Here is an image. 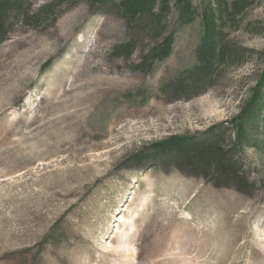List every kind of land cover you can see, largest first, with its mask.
I'll return each mask as SVG.
<instances>
[{
  "label": "rangeland",
  "instance_id": "374dc122",
  "mask_svg": "<svg viewBox=\"0 0 264 264\" xmlns=\"http://www.w3.org/2000/svg\"><path fill=\"white\" fill-rule=\"evenodd\" d=\"M29 2L35 11L46 0ZM191 4L195 18L183 25L171 5L160 37L86 2L7 33L0 264H264V113L232 151L246 182L188 164L176 149L222 128L233 136L230 120L264 61V0H251L224 28L252 56L187 95L171 86L192 81L186 71L201 38L202 0ZM170 33L168 56L136 68ZM128 42L130 52L117 50Z\"/></svg>",
  "mask_w": 264,
  "mask_h": 264
},
{
  "label": "trees",
  "instance_id": "16d2710c",
  "mask_svg": "<svg viewBox=\"0 0 264 264\" xmlns=\"http://www.w3.org/2000/svg\"><path fill=\"white\" fill-rule=\"evenodd\" d=\"M81 2H86L92 11L103 9L116 12L126 18L129 28L135 24L143 28L148 26L152 31V37L161 36L162 18L170 10L171 5L179 12L180 25L191 23L195 18L191 0H46L35 11L31 10L29 0H0V43L15 25L22 24L32 28L45 21L52 23L56 18L57 9L61 6H75ZM250 5L251 0H202L201 38L195 51V62L186 71L187 78L192 81L186 84L184 80L177 79L171 86L176 93L192 94L212 81L219 68L228 69L241 65L246 57L252 56L251 49L231 44L224 33V28L234 24L236 17L243 14ZM172 35L170 33L163 37L147 50L136 68H140L146 61L148 67L152 61L167 57L173 40ZM116 48L123 53L131 51L129 42ZM262 64L249 98L243 103L240 112L230 120L232 125L230 131L233 136L231 137L229 132L227 140L224 136L225 130L222 128L213 132L210 138L199 146L192 145V140L188 138L180 141L176 149L184 162L208 166L216 173L229 174L230 179L236 183L248 181L243 176L241 168L235 164L232 151L241 149L248 143L247 130L254 129L252 122L260 120L264 113V61ZM169 87L170 84H167L165 88ZM226 140L231 144L229 151H223L221 147V143ZM254 141L258 142L257 139Z\"/></svg>",
  "mask_w": 264,
  "mask_h": 264
},
{
  "label": "bare ground",
  "instance_id": "6f19581e",
  "mask_svg": "<svg viewBox=\"0 0 264 264\" xmlns=\"http://www.w3.org/2000/svg\"><path fill=\"white\" fill-rule=\"evenodd\" d=\"M122 220V218H119V221Z\"/></svg>",
  "mask_w": 264,
  "mask_h": 264
}]
</instances>
